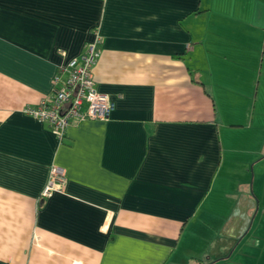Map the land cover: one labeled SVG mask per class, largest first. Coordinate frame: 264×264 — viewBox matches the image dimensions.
Masks as SVG:
<instances>
[{
	"label": "crops",
	"instance_id": "obj_1",
	"mask_svg": "<svg viewBox=\"0 0 264 264\" xmlns=\"http://www.w3.org/2000/svg\"><path fill=\"white\" fill-rule=\"evenodd\" d=\"M95 33L59 141L23 109ZM0 264H264V0H0Z\"/></svg>",
	"mask_w": 264,
	"mask_h": 264
},
{
	"label": "built area",
	"instance_id": "obj_2",
	"mask_svg": "<svg viewBox=\"0 0 264 264\" xmlns=\"http://www.w3.org/2000/svg\"><path fill=\"white\" fill-rule=\"evenodd\" d=\"M99 44L100 38L95 33L94 41L79 57L71 60L62 73L55 75L52 94L23 109L24 114L47 125L59 141L63 140L71 124L85 120L107 121L110 117L113 104L108 95L96 90L93 78V69L100 57ZM66 183L64 169L52 166L42 198L63 191Z\"/></svg>",
	"mask_w": 264,
	"mask_h": 264
},
{
	"label": "rangeland",
	"instance_id": "obj_3",
	"mask_svg": "<svg viewBox=\"0 0 264 264\" xmlns=\"http://www.w3.org/2000/svg\"><path fill=\"white\" fill-rule=\"evenodd\" d=\"M255 232H256V227H255V230H254V232H253V234H252V235H254V234H255Z\"/></svg>",
	"mask_w": 264,
	"mask_h": 264
}]
</instances>
